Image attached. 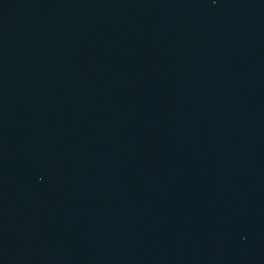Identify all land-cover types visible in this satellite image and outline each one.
Segmentation results:
<instances>
[{
	"label": "water",
	"instance_id": "1",
	"mask_svg": "<svg viewBox=\"0 0 264 264\" xmlns=\"http://www.w3.org/2000/svg\"><path fill=\"white\" fill-rule=\"evenodd\" d=\"M0 264H264V0H0Z\"/></svg>",
	"mask_w": 264,
	"mask_h": 264
}]
</instances>
